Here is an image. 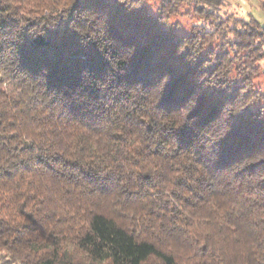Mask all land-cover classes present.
Segmentation results:
<instances>
[{"label":"clouds","instance_id":"clouds-1","mask_svg":"<svg viewBox=\"0 0 264 264\" xmlns=\"http://www.w3.org/2000/svg\"><path fill=\"white\" fill-rule=\"evenodd\" d=\"M117 7L176 36L180 102L168 71L123 79ZM65 30L102 75L55 87L22 67L24 37ZM242 113L264 126V0H0V264H264V141L220 154Z\"/></svg>","mask_w":264,"mask_h":264},{"label":"trees","instance_id":"trees-1","mask_svg":"<svg viewBox=\"0 0 264 264\" xmlns=\"http://www.w3.org/2000/svg\"><path fill=\"white\" fill-rule=\"evenodd\" d=\"M83 4L103 10L105 0H83ZM108 29L119 43L135 45V54L125 66L123 79L151 81L163 71L170 72L165 94L168 104L180 102L190 91L188 71L170 62L177 39L174 34L160 31L141 14H127L118 7L109 12ZM19 53L22 67L32 72L47 66L49 84L55 87L77 83L82 67H87L93 75H102L106 69V62L94 46L80 47L75 34L66 30L50 32L37 39L24 37ZM214 110L212 102L205 97L193 114L203 121ZM181 135L187 141L191 131L185 130ZM257 140L264 141V126L256 125L247 113L240 114L234 119L231 132L220 142L221 160L227 161L251 150Z\"/></svg>","mask_w":264,"mask_h":264}]
</instances>
